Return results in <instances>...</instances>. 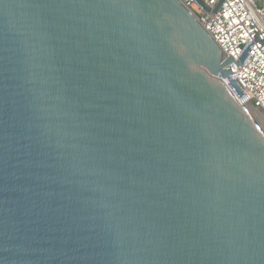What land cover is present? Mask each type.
I'll use <instances>...</instances> for the list:
<instances>
[{
  "label": "water",
  "instance_id": "95a60500",
  "mask_svg": "<svg viewBox=\"0 0 264 264\" xmlns=\"http://www.w3.org/2000/svg\"><path fill=\"white\" fill-rule=\"evenodd\" d=\"M224 59L179 0H0V264H264Z\"/></svg>",
  "mask_w": 264,
  "mask_h": 264
},
{
  "label": "built area",
  "instance_id": "2783aa9c",
  "mask_svg": "<svg viewBox=\"0 0 264 264\" xmlns=\"http://www.w3.org/2000/svg\"><path fill=\"white\" fill-rule=\"evenodd\" d=\"M225 54L231 78L243 91L240 96L227 79L225 85L237 103L247 106L264 123V0H179ZM246 55L243 62L242 58Z\"/></svg>",
  "mask_w": 264,
  "mask_h": 264
},
{
  "label": "rangeland",
  "instance_id": "374dc122",
  "mask_svg": "<svg viewBox=\"0 0 264 264\" xmlns=\"http://www.w3.org/2000/svg\"><path fill=\"white\" fill-rule=\"evenodd\" d=\"M258 1V4H262V0H257ZM263 127H264V123L263 122H259Z\"/></svg>",
  "mask_w": 264,
  "mask_h": 264
},
{
  "label": "crops",
  "instance_id": "0c3cea01",
  "mask_svg": "<svg viewBox=\"0 0 264 264\" xmlns=\"http://www.w3.org/2000/svg\"><path fill=\"white\" fill-rule=\"evenodd\" d=\"M262 2H263V0H262Z\"/></svg>",
  "mask_w": 264,
  "mask_h": 264
}]
</instances>
